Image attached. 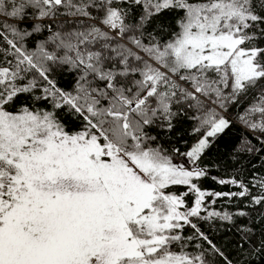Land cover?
<instances>
[{"label":"snow or ice","instance_id":"snow-or-ice-1","mask_svg":"<svg viewBox=\"0 0 264 264\" xmlns=\"http://www.w3.org/2000/svg\"><path fill=\"white\" fill-rule=\"evenodd\" d=\"M234 125L264 153V0H0V264H264Z\"/></svg>","mask_w":264,"mask_h":264},{"label":"trees","instance_id":"trees-1","mask_svg":"<svg viewBox=\"0 0 264 264\" xmlns=\"http://www.w3.org/2000/svg\"><path fill=\"white\" fill-rule=\"evenodd\" d=\"M187 127V125H185ZM244 130L239 125H234L231 129L226 130L224 134L217 140L214 146L207 152L203 158V165L207 167L209 176L228 178L236 176L237 179H250L254 173H264V153L259 154H241L237 159H234L233 149L240 143L241 136ZM188 144L194 142V138L187 135L184 136ZM255 143V141H253ZM259 147V145H257ZM182 150H186L184 145H181ZM237 172L240 175H236ZM203 187L207 190L226 192L237 191L235 187L222 186L216 183L211 178H206L203 181ZM235 205L229 204L226 200H218L213 206L218 210L232 209ZM207 228V225H204ZM214 235L218 242L227 243L228 236L219 226L214 230Z\"/></svg>","mask_w":264,"mask_h":264}]
</instances>
